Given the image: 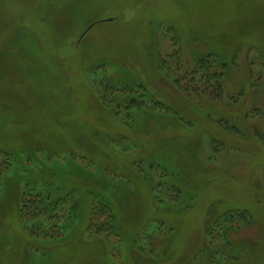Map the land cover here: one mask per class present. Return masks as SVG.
<instances>
[{
    "label": "rangeland",
    "instance_id": "374dc122",
    "mask_svg": "<svg viewBox=\"0 0 264 264\" xmlns=\"http://www.w3.org/2000/svg\"><path fill=\"white\" fill-rule=\"evenodd\" d=\"M0 154V264H264V0H0ZM27 185L74 210L62 236L30 232Z\"/></svg>",
    "mask_w": 264,
    "mask_h": 264
},
{
    "label": "trees",
    "instance_id": "16d2710c",
    "mask_svg": "<svg viewBox=\"0 0 264 264\" xmlns=\"http://www.w3.org/2000/svg\"><path fill=\"white\" fill-rule=\"evenodd\" d=\"M208 56L203 57L204 59L201 60L207 61V58H209ZM220 76L223 77V73H220ZM205 78L207 87L209 88L213 86L214 96L216 98H219L224 93L223 78H216L214 74L210 75L209 72L208 75L205 76ZM123 92L124 91H121V93L118 94L119 98H121ZM117 93L118 92L114 91L112 88L106 89V95H102V100H106L107 94L109 95V98H113L117 95ZM127 100L128 99L124 101ZM150 103H154V106L157 109L167 110V107L162 103H155L153 101H151ZM127 106L130 108L128 111L130 112L132 108H140L141 104H139L138 101H130V104H127ZM127 115L129 117V114ZM1 156L2 155L0 154V174H4V172H7L12 167L13 160L11 155L10 157L5 154L6 161L2 160ZM135 161V164L138 163V166H140V168L142 165H144V167H142L141 169L146 171V173L151 176V169H149V171L147 172L146 168L152 167L153 163L151 164V166L148 165L145 167V164H143L144 162H137V160ZM157 165L161 166V163L159 162L157 163ZM161 168L163 167L161 166ZM161 183L159 184L161 185ZM169 183L172 187L170 189L175 193L179 191L182 192V187L179 184H176L175 181ZM156 190L157 189L154 188L155 192ZM52 191L53 189L47 187L37 188L31 185H27L20 195L21 215L23 219H25L26 224L29 225L28 228L33 235L50 238L62 236L61 234L64 233V229L67 228V223L69 221L68 218L74 213V210L72 208L70 210H66L67 208L63 203V199L54 200L53 197H51ZM93 200L94 202L92 203L91 209L92 223L91 225H89V232H94L96 234L106 236L111 235L113 233V224L111 223V219L113 218V216L110 206L106 201H97L96 199ZM70 201L72 202V200ZM248 212V210L241 207L213 215L208 221L209 225L206 229L207 239H215L217 236V234L215 233H217L218 231H223L224 236L227 235L228 230L225 228L227 222L235 223L236 221H246L250 218ZM160 226L159 229H161Z\"/></svg>",
    "mask_w": 264,
    "mask_h": 264
}]
</instances>
